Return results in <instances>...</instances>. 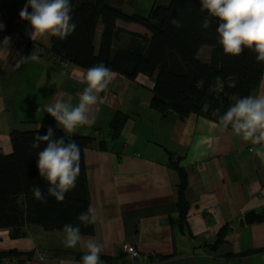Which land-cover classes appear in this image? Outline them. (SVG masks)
Wrapping results in <instances>:
<instances>
[{"label":"crops","instance_id":"0c3cea01","mask_svg":"<svg viewBox=\"0 0 264 264\" xmlns=\"http://www.w3.org/2000/svg\"><path fill=\"white\" fill-rule=\"evenodd\" d=\"M0 23H5L1 10ZM116 25L149 35L136 23L117 21ZM3 31L0 148L10 153L12 129L33 130L40 125L59 128L44 107L58 96L77 104L85 87L80 81L86 69L67 62L63 71L48 53L51 37L31 40L28 22L16 25L7 34H1ZM100 34L101 24L95 36L96 48ZM128 36L120 34L117 44L127 41ZM5 37L11 38L6 50L2 44ZM30 53L38 55L39 60L17 68L16 61ZM211 53L212 49L204 46L198 57L209 62ZM113 74L91 110L95 122L75 132L98 135L96 129L107 131L116 112L128 115L112 150L96 146L84 150L90 205L98 213L93 232L81 235L76 248L68 249L63 245V231H34L12 239L7 230H0V251L30 253L18 264H81L77 254L85 253V242L94 239L103 245L102 264H248L256 256L264 257V162L248 151L251 145L235 137L231 129L221 133L217 121L204 116H163L150 107L152 78ZM250 95H264V74ZM174 162L187 175L184 219L179 212L180 181ZM249 211L262 214V220L241 225ZM225 225L224 242L214 245ZM126 243L138 249V259L132 260L122 251ZM0 264L7 263L0 258Z\"/></svg>","mask_w":264,"mask_h":264},{"label":"trees","instance_id":"16d2710c","mask_svg":"<svg viewBox=\"0 0 264 264\" xmlns=\"http://www.w3.org/2000/svg\"><path fill=\"white\" fill-rule=\"evenodd\" d=\"M114 1L70 0L76 28L62 41L51 37L48 51L57 59L63 71L66 70L62 66L65 62L85 69L103 62L113 72L130 79L140 74L146 75L153 79L154 84L150 99L152 109L163 116L173 114L185 119L190 114H196L217 122L218 117L213 115L214 109L220 108L221 112L227 110L238 97L250 95L259 86L264 74V63L257 62L255 53L248 49H244L239 56L225 55L217 43V20L213 18L208 29L201 27L207 13L200 12L199 0L156 1L145 15L125 12L112 4ZM27 2L0 0V10L5 16L1 34L11 32L18 24L27 23L19 17L20 10ZM28 11L31 12L30 7ZM173 18L180 20L181 27L170 23ZM117 21L139 24L149 35L125 31L116 25ZM99 24L101 34L96 48L95 36ZM122 33H127L128 39L117 44ZM204 46L212 49L209 62L198 57V51ZM217 76L225 80L228 76H234L236 87L229 88L225 82L222 91L209 92V86L214 84ZM127 119V114L116 112L107 131L101 133L96 129L98 135H69L60 128L52 127L54 139L65 136L66 142L75 140L80 146V172L76 187L66 193L62 202H57L54 197H47L46 201L40 202L32 195L34 186H39L45 194L47 191V183L39 177L36 166L37 153L46 144L41 143L40 149H32L30 145L37 132L44 135L49 127L23 131L12 129V151L5 153L0 148V230H7L10 238L18 239L34 231H63L66 224H80L77 216L90 205L84 150L92 146L112 150L117 145ZM175 165L180 181L178 206L180 217L184 219L187 212L184 197L187 175L177 162ZM227 229V225L220 229L214 245L224 242ZM80 232L81 235H90L93 224H80ZM29 254L17 250L0 251V258L15 257L19 263L23 255ZM83 255L77 254L78 259ZM234 255L241 256V253L230 256ZM102 259L112 260L108 257Z\"/></svg>","mask_w":264,"mask_h":264},{"label":"clouds","instance_id":"9594fccd","mask_svg":"<svg viewBox=\"0 0 264 264\" xmlns=\"http://www.w3.org/2000/svg\"><path fill=\"white\" fill-rule=\"evenodd\" d=\"M200 12H206L201 27L208 29L213 18L218 22L215 28L217 43L225 55L239 56L244 49L255 53L257 62L264 63V0H199ZM29 7L31 12L28 11ZM70 0H28L19 12V17L28 22L31 40L44 37H56L64 40L76 28L73 22ZM170 23L179 28L181 22L173 18ZM4 25L0 23V30ZM10 37H5L2 44L6 50ZM39 56L29 54L21 56L15 63L19 68L29 61H38ZM112 70L103 62H99L85 70L80 83L84 84L79 94L78 103L65 101L57 97L54 102L46 105L44 111L50 115L64 133L72 135L80 126H91L95 117L91 116L92 108L98 103L99 94L105 91L113 79ZM227 83L229 88L236 87V78L228 76L214 78L209 92L223 90ZM218 117L217 128L221 133L231 129L239 140L250 144L248 151L264 162V95L238 97L227 110H213ZM42 127V125H40ZM54 131L50 126L44 135L39 132L30 145L32 149H40L41 143L46 146L39 150L36 166L40 178L47 183L46 194L39 186L32 189L33 198L44 202L47 197H54L57 202L65 199L66 193L76 187V179L80 172V146L75 140L66 142L65 136L54 139ZM98 219L96 208L89 205L85 212L77 216L80 224L88 226ZM80 224H66L63 228L65 248L74 249L81 241ZM85 253L81 264H102L100 259L103 245L94 239L85 242ZM39 259H44L39 256Z\"/></svg>","mask_w":264,"mask_h":264},{"label":"rangeland","instance_id":"374dc122","mask_svg":"<svg viewBox=\"0 0 264 264\" xmlns=\"http://www.w3.org/2000/svg\"><path fill=\"white\" fill-rule=\"evenodd\" d=\"M156 1L160 3H167L169 0H115L114 2H112V4L121 7L122 10L125 12L128 13L140 12V14L145 15L148 13L149 9ZM247 263L264 264V257L256 256L248 260Z\"/></svg>","mask_w":264,"mask_h":264},{"label":"built area","instance_id":"2783aa9c","mask_svg":"<svg viewBox=\"0 0 264 264\" xmlns=\"http://www.w3.org/2000/svg\"><path fill=\"white\" fill-rule=\"evenodd\" d=\"M62 66L67 67V63H62ZM123 252L127 254L132 260L138 259L140 257V253L136 247H134L132 244H125L122 248ZM4 263L7 264H18L17 258L15 257H4L3 259Z\"/></svg>","mask_w":264,"mask_h":264},{"label":"water","instance_id":"95a60500","mask_svg":"<svg viewBox=\"0 0 264 264\" xmlns=\"http://www.w3.org/2000/svg\"><path fill=\"white\" fill-rule=\"evenodd\" d=\"M263 218L262 214L256 213L255 211H249L246 213L244 218L240 221V224H251L254 223L255 221H261Z\"/></svg>","mask_w":264,"mask_h":264}]
</instances>
